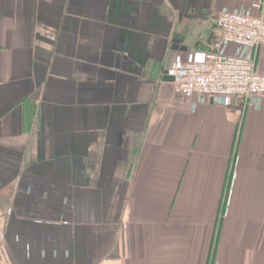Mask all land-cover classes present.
Returning <instances> with one entry per match:
<instances>
[{"label":"crops","instance_id":"0c3cea01","mask_svg":"<svg viewBox=\"0 0 264 264\" xmlns=\"http://www.w3.org/2000/svg\"><path fill=\"white\" fill-rule=\"evenodd\" d=\"M254 1L0 0V264H264V100L164 80Z\"/></svg>","mask_w":264,"mask_h":264},{"label":"built area","instance_id":"2783aa9c","mask_svg":"<svg viewBox=\"0 0 264 264\" xmlns=\"http://www.w3.org/2000/svg\"><path fill=\"white\" fill-rule=\"evenodd\" d=\"M217 24L220 36L209 50L177 55L167 68L176 90L196 96L194 108L210 101L224 106L241 102L261 107L264 74L256 68V50L264 44V0H255L249 7L224 9ZM230 45L235 46L233 52Z\"/></svg>","mask_w":264,"mask_h":264},{"label":"water","instance_id":"95a60500","mask_svg":"<svg viewBox=\"0 0 264 264\" xmlns=\"http://www.w3.org/2000/svg\"><path fill=\"white\" fill-rule=\"evenodd\" d=\"M164 80H167V81H174V77L169 75L167 70L165 72V75H164Z\"/></svg>","mask_w":264,"mask_h":264}]
</instances>
